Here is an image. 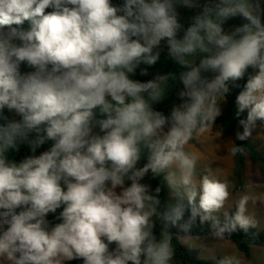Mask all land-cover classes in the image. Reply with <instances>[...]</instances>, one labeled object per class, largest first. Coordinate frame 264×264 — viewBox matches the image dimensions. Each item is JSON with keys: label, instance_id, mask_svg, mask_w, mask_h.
Returning a JSON list of instances; mask_svg holds the SVG:
<instances>
[{"label": "clouds", "instance_id": "clouds-1", "mask_svg": "<svg viewBox=\"0 0 264 264\" xmlns=\"http://www.w3.org/2000/svg\"><path fill=\"white\" fill-rule=\"evenodd\" d=\"M162 54L181 70L135 78ZM235 89L245 141L264 129V0H0V116L19 117L0 123V264H174L172 227L256 228L249 194L215 215L230 185L186 148Z\"/></svg>", "mask_w": 264, "mask_h": 264}, {"label": "trees", "instance_id": "trees-1", "mask_svg": "<svg viewBox=\"0 0 264 264\" xmlns=\"http://www.w3.org/2000/svg\"><path fill=\"white\" fill-rule=\"evenodd\" d=\"M115 2H120V0H114ZM181 21L187 24V21L190 16L194 15L193 11L181 9ZM242 23L240 19H233L228 22V25L226 27H231L233 25H239ZM27 26V23L25 24ZM146 67V66H142ZM181 69L179 66L174 65L165 54H162L160 62L157 63L154 67H151L148 69L150 75L147 77H143L139 75V70H137V76L135 78L141 79V80H147L152 78V74H155L156 72L160 73H167V72H179ZM252 70L249 69V72ZM245 81H241L243 84ZM180 87V85L173 83V87L168 90V93L166 95L165 100L157 105L156 107L158 110H162L167 115L170 111L171 106L174 103H178L176 97V91ZM240 89H235L229 94L224 102L225 106L223 108V114L219 118H217L215 124L219 126V128L222 130V132L226 135H232L237 130V120L234 117L235 112V97L238 94ZM246 115V113H245ZM6 118V119H5ZM13 119H19L18 116H16L12 112H8V110H4V113L2 116H0V123H6L9 120ZM242 131V129H239ZM261 135L264 136V129H261L260 127ZM195 137V136H194ZM194 137L192 141L194 142ZM238 146H243L245 148V154H237L236 156H232L233 158V169H232V176H231V182L233 184L234 191H238L239 189L244 188L246 184V173H247V164L248 162L252 167L257 166L260 171L264 172V154H262L255 146H253L249 141H239L236 140L235 142ZM47 145L45 146V148ZM44 148L38 150L43 151ZM26 146H21L19 153H10L11 158H15L19 160L23 155L27 153ZM147 179V178H146ZM150 183L153 187H155L159 181L158 180H151ZM162 198L168 199L169 193L167 189H165L162 192ZM197 202V201H196ZM235 210L232 211L234 213ZM49 219H52L50 216ZM185 219H187V213L185 215ZM221 221H223L224 218H219ZM180 223H183L181 221ZM159 230H157L158 232ZM211 223H204L200 224L199 221H197L196 225L192 228L191 233L189 236L192 237H202V236H211ZM170 233L172 235V243L176 250L175 260L174 264H216V261L219 260V258L216 259H209L204 260L200 259L198 257V254L195 250H191L190 248L186 247L180 240V238L184 237V233H182L179 229V227H172L170 228ZM225 240L231 242L236 249L244 256L246 260L250 259V253L252 247H259L264 248V230L258 231L257 228L250 229L248 232H244L242 229H238L235 233L232 234L230 238H226ZM67 264H82V261L75 260L67 262Z\"/></svg>", "mask_w": 264, "mask_h": 264}, {"label": "rangeland", "instance_id": "rangeland-1", "mask_svg": "<svg viewBox=\"0 0 264 264\" xmlns=\"http://www.w3.org/2000/svg\"><path fill=\"white\" fill-rule=\"evenodd\" d=\"M223 102L222 108H224ZM236 133V132H235ZM235 133L226 136L216 124L212 129L197 133L194 142H190L186 148L199 159L198 168L202 174H211L216 178L226 181L230 185L232 196L227 202L225 209L215 215L224 218L223 212L230 214L235 209L236 202L243 194L252 197L248 205V214L255 217L258 231L264 230V172L257 166L247 164L246 184L244 188L234 191L231 182L233 158L230 153L231 142H236ZM262 154H264V136L261 135L260 126L253 130L252 135L247 139ZM197 205L199 198L197 197ZM181 242L191 250H195L200 259L209 260L221 258L226 254H237L241 257L243 264H264V248L252 247L250 259L246 260L236 247L227 240H217L212 236L180 238Z\"/></svg>", "mask_w": 264, "mask_h": 264}]
</instances>
